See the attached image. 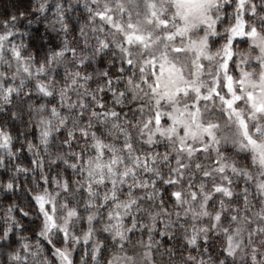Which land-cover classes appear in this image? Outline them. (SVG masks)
Instances as JSON below:
<instances>
[{
  "label": "clouds",
  "instance_id": "9594fccd",
  "mask_svg": "<svg viewBox=\"0 0 264 264\" xmlns=\"http://www.w3.org/2000/svg\"><path fill=\"white\" fill-rule=\"evenodd\" d=\"M0 264H264V0H0Z\"/></svg>",
  "mask_w": 264,
  "mask_h": 264
}]
</instances>
